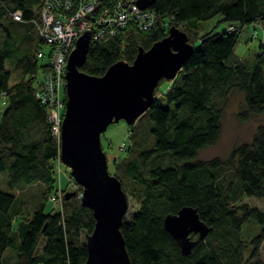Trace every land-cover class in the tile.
<instances>
[{
    "label": "trees",
    "instance_id": "obj_1",
    "mask_svg": "<svg viewBox=\"0 0 264 264\" xmlns=\"http://www.w3.org/2000/svg\"><path fill=\"white\" fill-rule=\"evenodd\" d=\"M42 2L0 0V30L5 34L0 43V95L6 99L0 114V173L6 181V188L0 189V264H82L86 238L95 224L91 208L76 194L64 198L68 187L61 189L57 212L44 210L55 190L30 216H23L20 185L54 183L50 163L59 157L45 107L34 95L38 68L43 70L37 45L45 43L35 27ZM115 2L99 0L93 14ZM150 9L152 27L140 30L131 21L115 35L91 41L80 67L100 76L118 60L131 63L139 47L149 48L171 25L183 30L194 46L173 79L159 80L151 105L130 125L126 156L114 166L123 191L139 203L120 226L130 264H264L258 255L264 242V210L243 202L249 196L264 198V124L256 126L249 141L232 147L225 159H196L200 150L218 141L230 93L243 96L240 120L264 113V41L259 40L250 60L233 51L242 26L264 20V0H155ZM15 11L21 12V20L11 16ZM217 14L229 23L225 28L191 37L197 21ZM6 60L21 72L19 79L6 68ZM163 81L167 88L159 90ZM184 205L196 207L200 219L212 227L203 239L190 234L194 242L186 255L163 226L164 216ZM250 222L260 228L244 258L239 233ZM7 250L14 252L12 263L5 257Z\"/></svg>",
    "mask_w": 264,
    "mask_h": 264
},
{
    "label": "water",
    "instance_id": "obj_2",
    "mask_svg": "<svg viewBox=\"0 0 264 264\" xmlns=\"http://www.w3.org/2000/svg\"><path fill=\"white\" fill-rule=\"evenodd\" d=\"M154 2L136 0L142 9ZM90 42V31L83 32L67 59L59 158L82 187L80 202L91 208L95 220L86 238L87 257L82 264H130L120 232L128 211V198L119 179L108 172L100 133L120 119L133 125L151 105L159 80L173 79L194 46L183 30L171 25L149 48L139 47L131 63L118 60L97 76L80 69ZM73 195L74 191L64 192L65 199ZM163 226L185 255L194 242L191 233L203 239L212 229L200 219L197 208L190 205L167 213Z\"/></svg>",
    "mask_w": 264,
    "mask_h": 264
},
{
    "label": "rangeland",
    "instance_id": "obj_3",
    "mask_svg": "<svg viewBox=\"0 0 264 264\" xmlns=\"http://www.w3.org/2000/svg\"><path fill=\"white\" fill-rule=\"evenodd\" d=\"M229 23L222 19V16L217 14L207 20H199L196 24V29L191 32V37L196 35L201 36L211 31H219L225 28ZM256 32L255 37L253 36ZM2 30H0V43L3 44L4 36ZM264 41V20L259 24L246 23L242 26L239 33L238 39L234 46V53L241 59L250 60L259 50V40ZM198 40H195V44ZM40 51L46 52L48 47L43 43H38ZM38 59L40 65L44 60ZM5 66L8 70L16 71L15 80L21 77V72L14 70L10 60H6ZM38 74H41L40 68H38ZM167 81H163L159 85V90H165L167 88ZM5 99L0 95V112L4 109ZM244 108L243 96L240 93H230L224 103L223 112L221 117L222 131L218 141L210 146H207L200 150L196 159L206 160L213 157H219L225 159L229 154L232 147L235 145L249 141L254 133V130L258 124H264V113L259 115H252L247 120H240L238 113ZM129 130L130 125L124 120L120 119L117 122H111L108 124L106 129L100 133V146L104 154L106 155L107 168L110 174H114L115 163L121 161L126 156V148L128 147L129 141ZM124 144V145H122ZM52 178L54 183L46 186L41 182L32 184L20 185L19 194L21 200L24 202L23 216H30L32 212L41 206L45 200L44 197L48 198L50 192L58 190L59 188L65 189L68 184L70 169L61 162V172L58 175L57 172V161L51 160ZM55 173H54V171ZM65 172V173H64ZM5 175L0 173V189L6 188ZM128 198V211L124 216L125 221H129L131 216L138 210L139 203L133 199L130 195ZM243 202H246L250 207H256L264 210V198H256L253 196L244 197ZM53 202L47 201L45 203L44 210L52 209V212H57L59 208ZM259 225L250 222L243 226L239 233V237L244 243V258L249 256L251 251L250 239L259 231ZM14 252L7 250L5 257H7L9 263L14 260ZM258 255L261 259H264V242L258 249Z\"/></svg>",
    "mask_w": 264,
    "mask_h": 264
},
{
    "label": "built area",
    "instance_id": "obj_4",
    "mask_svg": "<svg viewBox=\"0 0 264 264\" xmlns=\"http://www.w3.org/2000/svg\"><path fill=\"white\" fill-rule=\"evenodd\" d=\"M98 1L43 0L40 23H35L38 35L48 50L37 53V58L44 61L41 63L43 70L34 89V95L45 107L46 122L59 148L66 101L64 98L66 65L77 38L83 32L90 31L91 41H100L105 34L115 35L131 21L137 24L140 30H147L155 24L154 13L150 7L142 9L136 4V0H116L110 8H103L99 13L93 14ZM11 16L15 20H21L20 11L13 12ZM255 35L256 32L253 36ZM56 161L59 175L60 158L57 157ZM67 187L68 191H74L76 197L80 199L82 188H79L73 178L69 177ZM49 199L59 207L62 201L61 188L51 193Z\"/></svg>",
    "mask_w": 264,
    "mask_h": 264
},
{
    "label": "crops",
    "instance_id": "obj_5",
    "mask_svg": "<svg viewBox=\"0 0 264 264\" xmlns=\"http://www.w3.org/2000/svg\"><path fill=\"white\" fill-rule=\"evenodd\" d=\"M5 99V98H4ZM5 101H6V99H5ZM5 105H6V102H5ZM5 107V106H4ZM2 112V111H1ZM1 112H0V114H1Z\"/></svg>",
    "mask_w": 264,
    "mask_h": 264
}]
</instances>
